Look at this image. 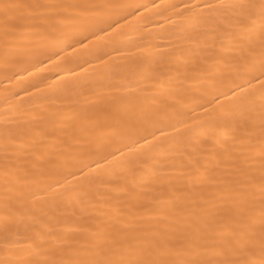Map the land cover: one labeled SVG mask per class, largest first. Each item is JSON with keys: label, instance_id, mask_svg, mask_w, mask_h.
Masks as SVG:
<instances>
[{"label": "snow or ice", "instance_id": "obj_1", "mask_svg": "<svg viewBox=\"0 0 264 264\" xmlns=\"http://www.w3.org/2000/svg\"><path fill=\"white\" fill-rule=\"evenodd\" d=\"M124 7L130 5L0 0V59L43 65L87 50L98 33L114 31L109 13ZM181 7L205 29L189 37L197 54L177 69L191 87L139 110L84 118L71 130L41 120L0 131V264H264V0ZM185 98L202 118L194 125L178 119L184 135L136 160L108 151L102 159L119 153L124 166L107 177L92 174L94 160L82 164L75 191L61 182L59 161L100 140L101 129L179 116ZM148 136L155 132L135 142L150 144Z\"/></svg>", "mask_w": 264, "mask_h": 264}, {"label": "bare ground", "instance_id": "obj_2", "mask_svg": "<svg viewBox=\"0 0 264 264\" xmlns=\"http://www.w3.org/2000/svg\"><path fill=\"white\" fill-rule=\"evenodd\" d=\"M111 2L130 7L109 13L111 19L118 22L113 26L114 31L98 33L99 39L93 40L89 49L68 50L63 59L54 60V63L45 61L43 65L35 60L6 64L0 59V131L5 127L14 128L18 122L34 124L41 120H54L58 127L67 125L71 130V126L79 127L84 118L104 120L112 112L139 110L170 90L175 92L181 87H191L178 79L177 69L197 54L196 45L189 42V37H196L205 29L194 12H184L181 5H194L199 0ZM153 4L161 7H153ZM137 5L146 7L133 11ZM30 64L36 66L33 68ZM21 66L27 67V71H21ZM178 106L179 116L172 113L127 130L118 127L101 129L100 140L91 138L90 143H82L70 157L59 161L61 175L66 177V181L61 182L75 191L84 179L76 169L92 160L95 161L92 174L107 177L113 168L124 166L119 153L115 159L101 158L117 148L124 153V161L158 152L154 145L167 146L186 133V129L177 123L178 119L194 125L202 118L201 109L194 107L191 98L183 99ZM157 128L159 131H155ZM149 132H155V139L148 136L150 144L135 142L138 135ZM50 143L54 145V152L59 150L55 141ZM160 162L163 163V159Z\"/></svg>", "mask_w": 264, "mask_h": 264}]
</instances>
